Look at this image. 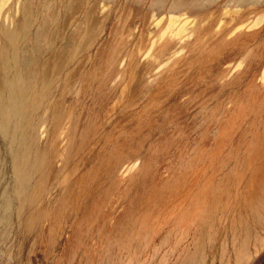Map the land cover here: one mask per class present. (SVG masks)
Here are the masks:
<instances>
[{"label": "rangeland", "instance_id": "rangeland-1", "mask_svg": "<svg viewBox=\"0 0 264 264\" xmlns=\"http://www.w3.org/2000/svg\"><path fill=\"white\" fill-rule=\"evenodd\" d=\"M24 1L0 264H264V0H30L27 36Z\"/></svg>", "mask_w": 264, "mask_h": 264}, {"label": "bare ground", "instance_id": "bare-ground-1", "mask_svg": "<svg viewBox=\"0 0 264 264\" xmlns=\"http://www.w3.org/2000/svg\"><path fill=\"white\" fill-rule=\"evenodd\" d=\"M50 1L51 0H47V3H46V6L50 3ZM95 2H97V1H95ZM40 3V2H39ZM80 3V2H79ZM97 3H93V5H96ZM39 5V4H38ZM96 6H94V8H95ZM2 8H3V4H0V16H1V10H2ZM92 9H93V7H92ZM90 10V9H89ZM94 10V9H93ZM37 11H39V10H37ZM21 12H22V17H21V19L19 20V22L17 23V27L19 28V30L22 32L23 30H24V33H25V36H27V34H28V31H29V27H30V25H31V23H32V21H33V19H34V16H33V14H34V3L32 2V1H30V0H25L24 2H22V4H21ZM89 12H91V10L89 11ZM92 13V12H91ZM91 13H88V14H90L91 15ZM95 20V19H94ZM173 20V19H172ZM171 20V21H172ZM45 25H44V28L46 27V25L48 24V19H45ZM97 24H95L94 26H93V28H91V32H90V34H89V40L91 41L92 39H95L94 37H95V26H96ZM185 28V26L183 25V27L182 28H180L179 29V32L180 31H183V29ZM14 30H16V28L14 29ZM14 30H7L6 28H3V31H4V33H6L8 36H9V38H12L13 37V35H14ZM12 31H13V34H12ZM95 32V33H94ZM36 51H37V56H38V54L39 53H41V47H40V45L38 44V46H37V49H36ZM58 54V53H57ZM65 57V56H64ZM63 57V58H64ZM1 58H2V63H1V72H0V88L2 89V88H4V87H6V85H8V73H9V71L11 70V62L9 61V60H7V58H6V56L4 55V53L1 55ZM62 60V59H61ZM64 60V59H63ZM58 64H60V63H58ZM47 68H49V67H46V69H44V70H47ZM54 71H56V70H54ZM47 71H45V73H46ZM48 73L49 72H47V75H48ZM57 74V73H56ZM27 75H29V71H27ZM45 76V78H46V74H44ZM55 75V74H54ZM53 75V76H54ZM49 77V76H48ZM48 77L46 78L47 79V82H48ZM45 81V80H44ZM49 81H50V79H49ZM49 83V82H48ZM46 85V84H45ZM46 87V86H45ZM44 87V88H45ZM2 91H3V89H2ZM20 94H21V97H22V99L23 100H26L27 99V97H28V89L25 87V86H20ZM4 95V94H3ZM45 95V94H44ZM24 112V111H23ZM23 121V120H22ZM22 130V129H21ZM23 133V132H22ZM25 133V132H24ZM16 135V134H15ZM18 137V136H17ZM20 148V147H19ZM17 152V151H16ZM22 183V182H21Z\"/></svg>", "mask_w": 264, "mask_h": 264}]
</instances>
